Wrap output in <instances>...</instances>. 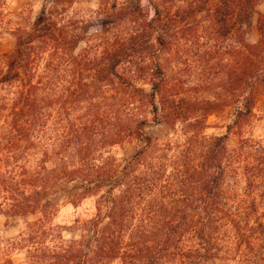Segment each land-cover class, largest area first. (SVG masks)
<instances>
[{
	"label": "trees",
	"instance_id": "obj_1",
	"mask_svg": "<svg viewBox=\"0 0 264 264\" xmlns=\"http://www.w3.org/2000/svg\"><path fill=\"white\" fill-rule=\"evenodd\" d=\"M77 1L49 0L0 54V215L23 222L0 264H14L12 252L23 264H210L225 241H240L239 228L259 244L247 243V262L264 264V140L246 134L264 95V0H188L184 16L202 17L179 31L202 23L214 43L201 58L202 89L225 76L222 100L195 102L162 64L180 38L169 34L179 0H96L98 29L74 13ZM225 108V133L206 135ZM148 122L164 125L165 139L146 135ZM133 141L136 152L117 158ZM230 182L242 185L236 201ZM72 184L96 198L78 240L53 223V196Z\"/></svg>",
	"mask_w": 264,
	"mask_h": 264
},
{
	"label": "rangeland",
	"instance_id": "obj_2",
	"mask_svg": "<svg viewBox=\"0 0 264 264\" xmlns=\"http://www.w3.org/2000/svg\"><path fill=\"white\" fill-rule=\"evenodd\" d=\"M49 0H7L6 4V16L5 24L3 26L4 34L0 37V54L9 52L13 49L14 38L11 35V31L16 28L28 29L39 14L40 10L47 6ZM177 8L185 9L180 12V20L178 23L172 24L169 31L172 40V34L178 32L176 35L180 37L178 43L166 51L162 56V64L165 65L166 75L174 83L179 81V92L181 98L195 102V100L210 99L216 101L224 98L225 92L222 89L225 81L224 74H218L212 77V84L210 87L202 89V84L205 74L201 72L203 63L201 58L203 53L208 49V46L214 44L209 38V33L203 30L202 23L197 26L194 34L185 35V32H180V28L186 27L188 22L194 20H200L201 14H197L194 17H185V12L188 7V0H179L176 2ZM211 8L212 4H208ZM98 10V4L96 0H78L74 5V13L82 16L87 20H93V27L99 28V23L96 18V11ZM258 10L264 13V3H262ZM196 18V19H194ZM194 19V20H193ZM180 30V31H179ZM96 29L92 28L89 31L88 36L96 33ZM193 34V39L191 36ZM174 39V36H173ZM258 39V33L255 26V19L253 26L249 29L247 40L250 43H254ZM189 40V41H188ZM173 41V40H172ZM80 46H84L82 43ZM225 45L221 46V52H224ZM212 49V48H211ZM213 50V49H212ZM224 63L226 60L224 59ZM215 68L214 70H216ZM5 68L0 65V76L4 73ZM211 80V78L209 79ZM208 80V81H209ZM204 87V86H203ZM221 93L222 97H218L217 94ZM194 100V101H193ZM222 100V99H221ZM254 116L250 127L248 128L247 136L253 137L255 140H264V95L258 96L254 107ZM232 111L229 108L222 109L216 115H212L208 118L209 128L205 131L206 135H223L226 131L225 126L231 123ZM146 135L158 138L160 140L165 139L167 128L164 125H157L153 122H148L142 128ZM235 142H231V146H234ZM141 146L138 141H133L123 149L116 148L114 153L117 158H130L136 150ZM239 184V183H238ZM242 185L236 186L235 183H229L226 186V190L229 194H233V201H236L240 194ZM81 188L77 184L64 186L63 191L60 194L54 195L52 202L56 205L57 211L53 219V223L64 229L63 236L65 239L78 240L81 237V225L90 220L96 211V198L93 196L80 197ZM260 212V211H259ZM23 228V222L18 219H8L3 215H0V263L4 260V253L9 247L10 240L14 238L20 230ZM230 230V229H228ZM239 234H241L240 241L234 238L230 241H225V247L229 244L230 249L225 247L220 251L219 256L214 259L210 264H250L247 262L244 254H248L245 251L248 248L247 243H252L255 248L259 247L255 237L251 234V228H239ZM234 236V235H233ZM254 239V240H253ZM254 248V247H253ZM255 252V251H253ZM248 256V255H247ZM14 264H23L24 255L22 253L12 252L11 256Z\"/></svg>",
	"mask_w": 264,
	"mask_h": 264
}]
</instances>
